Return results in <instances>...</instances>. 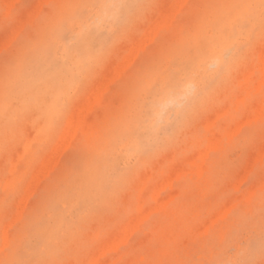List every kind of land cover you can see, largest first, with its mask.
Listing matches in <instances>:
<instances>
[{
    "label": "rangeland",
    "instance_id": "rangeland-1",
    "mask_svg": "<svg viewBox=\"0 0 264 264\" xmlns=\"http://www.w3.org/2000/svg\"><path fill=\"white\" fill-rule=\"evenodd\" d=\"M174 1L0 0V264H264V0Z\"/></svg>",
    "mask_w": 264,
    "mask_h": 264
},
{
    "label": "bare ground",
    "instance_id": "bare-ground-1",
    "mask_svg": "<svg viewBox=\"0 0 264 264\" xmlns=\"http://www.w3.org/2000/svg\"><path fill=\"white\" fill-rule=\"evenodd\" d=\"M6 1L9 2V3H8V4H9L8 7L11 8V6L14 5V2H13V1H15V0H13V1L6 0ZM42 1H45V0H40L41 3H42ZM11 2H13V4H12ZM174 2H175V1H174ZM176 2H177V3H176ZM176 2H175V4H176L175 6H173V7L171 6V8H170V7H169V8L167 7L166 12H169V13H170V15H169L170 17H173V16H174V15H173V12H174V11H173L172 8H174V10L177 9V5H178L179 3H178V0H176ZM10 3H11L12 5H11ZM41 3H40V4H41ZM40 4H39V5H40ZM167 4H168V3H167ZM39 5H37L38 10H37V9H34V10H36L35 13H34V10H32L34 14L39 13V10H41V9H39V8L41 7L42 4H41L40 6H39ZM173 5H174V4H173ZM180 5H181V3H180ZM179 7H180V6H179ZM179 7H178V11L180 10ZM175 8H176V9H175ZM190 8H192V7H190ZM8 9H9V8H8ZM171 9H172V12H171ZM168 10H169V11H168ZM191 10H192V9H191ZM9 11H10V10H9ZM163 12H164L166 15H168V13H166L165 11H163ZM176 12H177V10L174 12V14H176ZM164 13L161 14V16H159V19H160V17H161V19H163L162 16H165ZM171 13H172V14H171ZM32 15H33V14H32ZM36 15H37V14H36ZM171 15H172V16H171ZM33 17H34V16H33ZM36 17H37V16H36ZM170 17L165 16L164 19L166 18L167 20H169ZM31 18H32V17H30V19H31ZM30 19H29V20H30ZM159 19H158V20H159ZM166 19H165V20H166ZM173 19H174V18H173ZM33 20H34V18H33ZM158 20H157V24H152L151 26H154V27H155V25H156V28H158V29H159V27H162V25H161L162 22H161V21H163V20H159V21H158ZM165 20H164L163 22H165ZM167 20H166V21H167ZM26 21H27V20H24V23H23V20H22L21 23H23V24L19 23V26H20V25H23V26H24V24H25ZM171 21H172V20H171ZM32 22H33V21H32ZM159 22H161V23H160L161 26H157V25L159 24ZM169 22H170V21H169ZM169 22H168V23H169ZM154 23H156V21H154ZM170 23H171V22H170ZM23 26H22V27H18L17 29L19 30V29L21 28V30H22ZM154 27H152V28H153V30H155V33H154V31H152V30H151V31H152L151 33L156 34L157 31H156V29H155ZM259 27H260V26H259ZM152 28H151V29H152ZM260 28H261V27H260ZM17 29H15V32H16ZM158 29H157V30H158ZM18 30H17V32H20V30H19V31H18ZM148 30H150V29H147V32H146V35H147V33H148V38H149V36H150V38L153 37V34H150V31H148ZM15 32H14V33H15ZM17 32H16V33H17ZM14 33H13V35H15ZM17 34H18V33H17ZM17 34H16V35H17ZM13 35H12V37H14ZM16 35H15V36H16ZM93 35H94V34H93ZM146 35H144V36H146ZM10 36H11V35H10ZM10 36H9V38H11ZM144 36H143V37H144ZM154 36H155V35H154ZM146 37H147V36H146ZM148 38H146L147 40L144 38V41H145V40H146V41H151L150 38H149V39H148ZM12 39H13V38H12ZM12 39H11V41H12ZM14 39H15V37H14ZM153 39H154V37L152 38V41H153ZM8 40H10V39H8ZM84 40H85V39H84ZM6 41H7V40H6ZM11 41H10V42H11ZM142 41H143V40H142ZM8 42H9V41H7V42H5V43L7 44ZM140 43H141V44L144 43V46L140 45ZM143 43L141 42V40L139 41V45H140L141 47L144 48L145 45H146V44H145L146 42H143ZM136 44H138V43H136ZM7 45H10V44H7ZM7 45H6V46H7ZM134 46H135V45H134ZM137 46H138V45H137ZM137 46H135L134 48L137 49V48H138ZM140 46H139V48H140ZM2 47H3V46H1L0 48H2ZM132 48H133V47H132ZM134 48L130 51L131 53H129V54L131 55V57L133 56V54H135V52H134L135 49H134ZM100 49H101V48H100ZM133 50H134V51H133ZM137 51H138V49L136 50V52H137ZM263 51H264V50H263ZM137 53H138V52H137ZM137 53L132 57V60H134L133 58L137 56ZM102 54H103V52H102ZM128 56H129V55H128ZM260 57H261V56H260ZM129 58H130V57H128L127 59L130 60V61H132V60L129 59ZM218 58H221L220 54H219V55H211V56H210V59H212V60H216V59H218ZM127 59L125 60L126 62L128 61ZM125 61H122V63L120 64L121 69L124 68L122 65H123V63H124ZM130 61H128V62H130ZM217 61H218V60H217ZM126 62H125V63H126ZM128 62H127V63H128ZM261 62H262V61H260V64H262ZM125 63H124V64H125ZM214 63L216 64V62H214ZM210 64H211V63H210ZM212 64H213V63H212ZM260 64H259V65H260ZM124 66H125V68L128 67L127 65H124ZM263 66H264V63H263ZM120 67H119V68H120ZM122 67H123V68H122ZM261 68H262V67H261ZM117 70H118V71H116V72H117V73L119 72V74H118V76H117V73H116V77H119L120 73L122 74V71H124V69L121 70V71H120V69H117ZM263 70H264V69H263ZM263 70H262V71H263ZM251 71H253V69H251ZM247 74H248V73H247ZM111 75H112V74H111ZM111 75L108 76L109 79H111V78H110ZM249 75H250V74H249ZM245 76H246V74H245ZM111 77H112V76H111ZM246 77H247V76H246ZM112 78H113V77H112ZM248 78H249V77H248ZM248 78H247V79H248ZM106 79H107V78H106ZM107 81L109 82V80H107ZM113 81H114V80L112 79V82H113ZM108 82H107L108 85H106V87H109L110 82H109V83H108ZM190 83H191L190 81H187V82H185V83H183V84H179V83H178L177 85L175 84V86L172 87V91H171V95H172V97L176 99V98L179 97V95L184 94L185 92H187V90L189 89V87H191ZM99 84H100V83H99ZM101 84H102V86H101ZM101 84L98 85V86H99V87H100V86L103 87V84H106V83H105V82H102ZM260 84H261V83H260ZM99 87H98V89H97V90H99V91H100L101 89H102L101 91L106 90V89L103 90V88H99ZM134 87H135V86H134ZM259 87H260V86H259ZM97 90H96V91H97ZM99 91H97V92H99ZM101 93H102V92H101ZM101 93H98V94H99V95H98L96 92H95V93L93 92V94H94L93 97H97V96H96V94H97L98 97H99V96H100V97H99V98L97 97L96 100H99V99L102 100V94H101ZM188 93H189V92H188ZM185 95H186V94H185ZM93 97H92V98H93ZM183 97H184V96H183ZM92 98L90 99V102H89V103H92V104H85V105H86V106L84 105L85 108H87L89 105H92V106H91V107H92L91 109H93V103H94L95 101H94ZM169 98H170V95H169V94H166V95H164V98H163L162 100H159V101L156 100V101H155L156 103L154 102L155 105L152 106V112H153L152 114H154V112H155V115H156V116H157V115L159 116V115L163 114V113H160V110H159V108H158V104L163 103L165 99H169ZM92 100H93V102H91ZM167 103H169V101L166 100L165 104H167ZM172 104H173V102H172L170 105H172ZM177 105H178V104H177ZM166 107H167V106H166ZM85 108H84V111H83L82 108H80V110L82 109V111L84 112V115L87 114V113L85 112V110L88 112V109H90L89 107H88V109H85ZM77 110H78V109H77ZM80 110H79V111H80ZM82 111L80 112L81 114H83ZM75 112H76V110H75ZM75 112L73 113V115H71V122L74 121V120L72 119V118H73L72 116H74ZM164 112H165V111H164ZM76 114H77V112H76ZM77 115H78V116H76V118H77V117L79 118L80 114H77ZM164 115H165V114H164ZM78 118H77V119H78ZM85 118H86V117H85ZM212 118H214V115H212ZM212 118H211V119H212ZM74 119H75V117H74ZM211 119L209 120V121H211V122H210V123H211L210 126H212V124H214V122H215V120L212 122ZM78 120L80 121L81 119H78ZM78 120L75 119L74 123L77 121V122L80 123V124H77V122H76V125H75L73 122H72V124L75 125V126H77V125L80 126V125H81V121L79 122ZM243 120H244V119H243ZM243 120H242V121H243ZM242 121L240 122V124H238V126H237L236 128H240L241 126H243L242 124H244V122H242ZM244 121H245V120H244ZM69 122H70V120H69ZM71 122H70V123H71ZM72 124H71L70 129H68V131H67V132L70 133L71 128H72L73 133H71L72 135L70 134L71 136H69V137H71V138H72V137L74 136V134L76 133V131L73 130ZM208 124H209V123H208ZM75 126H74V127H75ZM86 126H87V125H86ZM210 126H209V127H210ZM84 127H85V126H84ZM67 128H69V126H67ZM67 128H65V129L67 130ZM85 128H86V127H85ZM236 128H235V131H237ZM74 129H75V128H74ZM76 129H78V128L76 127ZM69 130H70V131H69ZM239 130H240V129H239ZM239 130H238V131H239ZM235 131H232V132H235ZM67 132H65V134L63 133L62 135H64V137H67V135H69ZM230 132H231V131H230ZM232 132L230 133L231 135H233ZM66 133H67V134H66ZM30 134H31V133H30ZM141 134H142V133H141ZM234 134H236V133H234ZM31 135H32V134H31ZM30 137H31L30 139H32V138L34 139V137H32V136H30ZM64 137H62V138H64ZM69 137H67L68 140H70ZM230 137H232V136L229 135V138H230ZM210 138H211L210 140L212 141V137H210ZM30 139H29V140H30ZM65 139H66V138H65ZM61 140H62V139H61ZM213 141H215V138L213 139ZM30 142H31V140H30ZM30 142L28 143L29 146L31 145ZM61 142H63V147L66 148V146L70 145L71 140L68 141L69 144H68V142H67V139H66V140H62V141H60V143L58 142V143L60 144L59 146L62 145ZM64 142H67V143H65V144H67V145H65ZM28 144H27V145H28ZM210 144H211V145H210ZM210 144H209V146H208V147H209V150H211V149L213 148L212 146H214L215 143H214V144H213V143H210ZM212 144H213V145H212ZM64 145H65V146H64ZM56 146H58V145H56ZM210 146H211V147H210ZM63 147H62V148H63ZM214 147H215V146H214ZM27 148H28V146H27ZM65 148H64V150H65ZM20 149H21V148H20ZM59 149H60V147H58V149H56L57 152L60 151ZM213 149H214V148H213ZM56 150L53 149V152H51V153H56ZM61 150H62V149H61ZM64 150H63V151H64ZM63 151H62V152H63ZM202 151L204 152L205 149L202 150ZM112 152H114V151H112ZM206 152H207V153H206ZM206 152H205L206 154L203 153L202 155L205 154V156H208V153H209L208 149H206ZM14 153H15V152H14ZM21 153H22V152H21ZM59 153H60V156H61V154H62L61 151H60ZM59 153H58V155H59ZM263 154H264V149H263ZM263 154L260 153L259 156L262 155L261 157H263ZM53 155L57 156L56 154H51V155H50L51 158H49V161H48V158H47V160L45 159V160L48 161V163H50V164H48V163L45 161V162H46V163L44 162L45 165L47 164V165H50V166H51V164H53V163H51V162H55V163H58V162H59V159L57 158V159H58V160H57L56 157L53 156ZM202 155H201V158H203ZM15 156H16V155H15ZM20 156L22 157L23 154H20ZM50 156H48V157H50ZM52 157H53V159H52ZM54 157H55V159H56L57 161H56V160L53 161V160H54ZM192 158H193V157H192ZM204 158H205V157H204ZM204 158H203V160H204ZM16 159H17V158H16ZM51 159H52V161H50ZM190 159H191V158H190ZM259 159H260V157H259ZM195 160H196V159H195ZM261 160H262V159H261ZM18 161H19V159H18ZM188 162H189V161H188ZM194 162H195V161H194ZM194 162H193V163H194ZM13 163H14V162H13ZM203 163H204V162H202V164H203ZM15 164L17 165L16 162H15L13 165H15ZM45 165H43L42 167H45ZM54 165H55V164H54ZM50 166H49V167H50ZM12 167H13V166H12ZM39 167H41V166H39ZM39 167H38V168H39ZM42 167H41V169H44V168H42ZM46 167L48 168V169H47L48 171H47V170H46V171L49 173V169H50V168H49L48 166H46ZM51 167H52V166H51ZM198 167H199V166H198ZM203 168H204V165H203ZM39 169H40V168H39ZM39 169L36 170L37 173H39V171H40ZM51 169L53 170V168H51ZM199 169H200V167H199ZM11 170L14 172L13 168H12ZM41 171H42V170H41ZM41 171H40V173H41ZM46 171L44 172V174L42 173V175H46V174H45ZM249 171H250V170H249ZM246 172H247V171H246ZM246 172H245V173H246ZM48 173H47V175H48ZM247 173H248V172H247ZM171 174H172V173H171ZM173 174H174V173H173ZM173 174H172V175H173ZM40 175H41V174H40ZM40 175L38 176V174L35 173V178H33V183H35V182L37 181L36 183L39 182V184H40V181H38L37 179L41 180V178H44V176H43V177H40ZM174 175H175V174H174ZM244 175H245V174H244ZM244 175H243V176H244ZM246 175H248V174H246ZM36 176H38L37 179H36ZM39 177H40V178H39ZM168 178H169V177H168ZM170 178H171V177H170ZM170 178H169V179H170ZM9 179H10V178H9ZM35 179H36V181H34ZM171 179H172V178H171ZM171 179H170V180H171ZM244 180H245V179H244ZM165 181H166V182H165ZM165 181H164V183H167V185H168L167 180H165ZM8 182H9V181H8ZM241 182H243L242 179H241ZM241 182H239V183H237V184H240V185H241V184H242ZM247 182H248V181H247ZM31 183H32V181H31ZM237 184H236V185H237ZM160 185H161V184H160ZM165 185H166V184H165ZM165 185H164V186H165ZM240 185H239V186H240ZM31 186H32L31 188H30V186H29L30 191H31V190H34V191H35V190H36V189H35L36 187L33 188V187L35 186V184H33V185H31ZM158 186H159V184H158ZM162 186H163V185H162ZM164 186H163L162 188H160V186H159L158 189L161 190V189H163V188L166 187V186H165V187H164ZM170 186H172V185H170ZM239 186H237V187L239 188ZM40 187H41V186H40ZM143 187H144V186H143ZM24 188H25V187H24ZM26 188H27V187H26ZM29 188L27 189V192H26V193H28V194L25 193L26 197H27V195H28V197H29V196H32V194L29 195ZM156 188H157V187H156ZM152 189H153V188H152ZM251 189H252V188H251ZM150 190H151V189H150ZM154 191H155V190H154ZM157 191H159V190H157ZM150 192H151V191H150ZM159 192H160V191H159ZM176 192H177V191H176ZM32 193H34V192L32 191ZM174 193H175V192H174ZM174 193H173V194H174ZM25 195H24V197H25ZM155 196H156V195H155ZM155 196H154V198H155ZM158 196H159V195H158ZM24 197H23V200L21 199L20 201H21L22 203H24V204H27V203H26V202H27V201H26V198H24ZM28 197H27V199H28ZM156 197H157V196H156ZM173 197H174V195H173ZM173 197H172V199H173ZM24 199H25V202H23ZM165 199H166V197H165ZM155 200H156V198H155ZM169 200H170V199H169ZM140 203L142 204V202H140ZM24 204H23V205H24ZM227 204H228V203H227ZM23 205H21V203H20V204H19V207H21V206L24 207ZM63 205H64V204H63ZM64 206H65V205H64ZM140 206H141V205H140ZM22 207H21V208H22ZM141 207H142V206H141ZM157 207H158V205H157ZM150 208L153 209V207H150ZM150 208L148 207V209H150ZM148 209L146 208V210H144V212H145V213L148 212V211H149V212H150V211L153 212V211L155 210V208H154L153 210H151V209L148 210ZM157 209H158V208H157ZM229 209H231V208H229ZM22 210H23V208L19 211L20 214H21ZM35 212H36V211H35ZM58 212H59V211H58ZM60 212H61V211H60ZM144 212H142V214H143ZM149 212H148V213H149ZM227 212H229V211H226V213H227ZM140 214H141V213H140ZM142 214H141V215H142ZM149 214H150V213H149ZM141 215H139V216H141ZM143 215H144V214H143ZM19 216L21 217V215H19ZM148 216H149V215H148ZM148 216L145 214V219H146ZM14 217H15V219H19V218H16V216H14ZM136 217H138V216H135L133 219H131V222H130V223H127V228L130 230V232L132 231V233H133L134 230H136L135 228L139 225L138 222H140V221L142 222V220H143L142 218H144L143 216H142V218L140 217L141 219L137 218L136 220L138 221V219H139V221L137 222L138 224H136V221H135V218H136ZM132 220H133V222H135L134 225L136 226V227H134V225H132L134 229H133V228L131 229V227L129 228V226H128L129 224L133 223ZM15 221H16V220H14V222H15ZM7 223H8V222H7ZM10 224L13 225L12 221H11V223H10V222L8 223V226H9ZM6 226H7V224H6ZM6 226H5V228L7 229L8 227H6ZM11 227H12V226H11ZM6 229H5L4 231H6ZM129 230H128V231H129ZM128 231H127L126 233H127V234H131V233L128 232ZM7 232H8V230H7ZM7 232H4V233H6V235L8 236ZM116 234H118V233H116ZM127 234H126V235H127ZM4 235H5V234H4ZM6 235H5V236H6ZM5 236H4V237H5ZM120 236L122 237L121 239L117 236V239H118L119 241H118L117 239H116V241H115V240H114L115 238H114V237H111V238H114V239H112V240H114L115 243H117V244H115L114 241H112L111 238H110L109 241H111V244H112V245H111L110 243H106V244H108V245L105 244L104 246H102V247H101V250H99L98 252H99L100 254L102 253V251H105V252H106V249H107L108 247H110V246H111V248H112V246H115L116 249H117L118 246H119L120 240L123 241V236H124V238H125V235H120ZM127 236H128V235H127ZM129 236H131V235H129ZM129 236L127 237V239H126V238H125V239L128 240ZM5 240H6V239H5ZM65 240H66V239H65ZM109 241H108V242H109ZM7 242H8V240L5 241V243H7ZM106 242H107V240H106ZM118 242H119V243H118ZM126 242H127V241H126ZM3 244H4V243H3ZM123 244H124V241H123ZM4 245H6V244H4ZM4 245H3V246H4ZM109 245H110V246H109ZM106 246H108V247L106 248ZM103 247L105 248V250H103V249H104ZM3 248H4V247H3ZM3 248H2V249H3ZM111 248H110V250H111ZM105 252H103V253H105ZM99 253H98V255L100 256ZM98 255L95 253V256H98ZM101 255H105V254H101ZM95 256H94V257H95ZM99 256H98V260H100ZM95 259H96V258H95ZM95 259H94V260H95ZM94 260H92V261H93L92 264H94L95 262H97V259H96L95 262H94ZM107 261H109V260L107 259ZM105 262H106V261H104V264H105ZM102 264H103V262H102ZM106 264H108V263H106Z\"/></svg>",
    "mask_w": 264,
    "mask_h": 264
}]
</instances>
